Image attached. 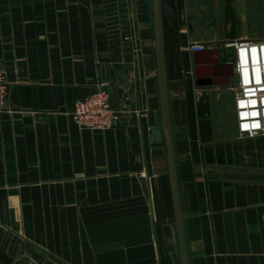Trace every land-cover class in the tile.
<instances>
[{
    "label": "crops",
    "instance_id": "obj_1",
    "mask_svg": "<svg viewBox=\"0 0 264 264\" xmlns=\"http://www.w3.org/2000/svg\"><path fill=\"white\" fill-rule=\"evenodd\" d=\"M176 5L183 76L167 86L189 264H264V141L228 138L237 76L220 62L264 39V0ZM194 42L214 62L198 75ZM0 61V249L42 253L37 264H182L152 0H0ZM105 77L118 119L81 128L74 102Z\"/></svg>",
    "mask_w": 264,
    "mask_h": 264
},
{
    "label": "built area",
    "instance_id": "obj_2",
    "mask_svg": "<svg viewBox=\"0 0 264 264\" xmlns=\"http://www.w3.org/2000/svg\"><path fill=\"white\" fill-rule=\"evenodd\" d=\"M204 48L201 42L191 44L192 51ZM235 50L237 131L241 136L254 137L264 134V39L240 41L236 43ZM104 85L105 81L96 90L74 102L70 115L79 127L104 131L110 129L118 119V111L111 107L109 93ZM9 91L7 73L0 61L1 107H4Z\"/></svg>",
    "mask_w": 264,
    "mask_h": 264
},
{
    "label": "water",
    "instance_id": "obj_3",
    "mask_svg": "<svg viewBox=\"0 0 264 264\" xmlns=\"http://www.w3.org/2000/svg\"><path fill=\"white\" fill-rule=\"evenodd\" d=\"M152 3L163 126L169 160L179 246L182 264H189V253L177 176V161L170 115L169 91L167 86L169 80L181 78L183 76V63L181 61L179 41V18L176 0H152ZM206 52V50L194 52V69L196 75H198L199 68L214 63L204 61L203 56ZM225 53H227L228 59L225 57ZM226 60H228L227 62H229L230 65L234 64V57L231 53V49H221L220 51V62H226ZM104 81L106 82L104 89L109 93L110 105L114 110L119 111L120 101L118 89L109 83L108 77H105ZM12 242L13 237L10 239L9 246H11ZM18 244L19 241L14 247V252ZM0 264L5 263L0 261Z\"/></svg>",
    "mask_w": 264,
    "mask_h": 264
},
{
    "label": "rangeland",
    "instance_id": "obj_4",
    "mask_svg": "<svg viewBox=\"0 0 264 264\" xmlns=\"http://www.w3.org/2000/svg\"><path fill=\"white\" fill-rule=\"evenodd\" d=\"M225 126L228 127L229 131V135L228 138H233V139H238L241 142H253V143H262L264 141V134H260V135H256L254 137H250V136H241L238 132H236V134L234 133L233 129L235 127V120L232 117V113L229 112L228 117L225 120ZM235 134V135H233ZM226 135V134H225ZM227 138V135L224 136ZM4 248L0 249V258H2V260L6 261L8 264H37L39 263V260L42 256H44L42 253H36L33 254L32 253H28L26 255L19 256L20 258H18L17 260L15 259V257H10V255H6V253H4ZM42 255V256H41ZM14 258V259H13Z\"/></svg>",
    "mask_w": 264,
    "mask_h": 264
},
{
    "label": "bare ground",
    "instance_id": "obj_5",
    "mask_svg": "<svg viewBox=\"0 0 264 264\" xmlns=\"http://www.w3.org/2000/svg\"><path fill=\"white\" fill-rule=\"evenodd\" d=\"M202 69H203V67L199 68L198 72H199L200 70H202Z\"/></svg>",
    "mask_w": 264,
    "mask_h": 264
}]
</instances>
